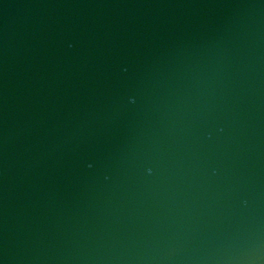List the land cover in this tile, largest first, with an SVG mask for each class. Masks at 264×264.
<instances>
[{"label": "water", "instance_id": "water-1", "mask_svg": "<svg viewBox=\"0 0 264 264\" xmlns=\"http://www.w3.org/2000/svg\"><path fill=\"white\" fill-rule=\"evenodd\" d=\"M0 264H264V0H0Z\"/></svg>", "mask_w": 264, "mask_h": 264}]
</instances>
